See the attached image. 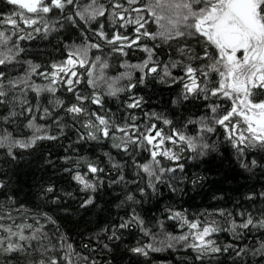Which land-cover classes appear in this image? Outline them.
I'll return each mask as SVG.
<instances>
[{"label":"snow or ice","instance_id":"1","mask_svg":"<svg viewBox=\"0 0 264 264\" xmlns=\"http://www.w3.org/2000/svg\"><path fill=\"white\" fill-rule=\"evenodd\" d=\"M5 6L11 10L0 11V149L15 160L16 149L67 139L65 129L74 130L72 155L63 157L60 168L69 188L84 193L76 211L100 207L99 190L106 186L121 187L123 196L116 197L123 215L107 218L95 233L101 252L111 251L110 244L118 247L125 233H138L129 249L136 256L181 244L200 261L231 253L233 264H264V206L255 213L219 205L189 213L166 205L159 217L144 208L163 195L162 187L182 191L178 183L188 179L182 174L189 159L228 158L234 150L237 160L247 161L240 165L245 170L264 169V0H5ZM61 31L75 34L61 37L62 59L21 61L29 54L25 41ZM136 51L138 62L130 63ZM113 59L124 71L109 76ZM16 64L27 66L23 75L9 70ZM148 83L175 86L170 103L187 114L174 120L144 111V96L135 93ZM110 99L117 102L115 111ZM90 142L109 151L93 159L84 154ZM249 155H259V163ZM204 179L193 178V187ZM7 189L0 180L3 194ZM42 191L45 204L65 211L64 199L74 198L51 180ZM257 195L264 203V191L245 199L255 203ZM15 202L8 196L6 207ZM13 211L21 221L28 215L23 205ZM13 211H0V254L6 261L23 255L26 264H97L90 259L95 249L83 256L65 244L58 218L37 212L33 223L17 224ZM73 214L62 219L71 225ZM166 221L186 231L173 235ZM46 224L59 233L56 243ZM223 231L234 240L254 232L261 239L258 246L239 247L214 238Z\"/></svg>","mask_w":264,"mask_h":264},{"label":"trees","instance_id":"2","mask_svg":"<svg viewBox=\"0 0 264 264\" xmlns=\"http://www.w3.org/2000/svg\"><path fill=\"white\" fill-rule=\"evenodd\" d=\"M10 10L11 6L6 7L5 0H0V11L7 12ZM70 34L75 38V34L69 31H61L59 35L53 33L48 37L35 36L34 34V40L24 42L29 54L27 56L22 55L21 61L33 60L36 63L43 64L59 61L63 58L61 55V37ZM129 35H131L130 32ZM68 42L67 39L63 40V43ZM139 55L138 51L135 52V55L130 54L129 62H138ZM110 64L111 67L106 70L107 75H117L116 69L119 68V62L113 59ZM26 67V65L16 64L14 69L9 70L14 75H23ZM119 70L124 71L123 68H119ZM34 79L39 82L38 78L34 77ZM138 89L139 91L135 94L144 96L146 101L144 111L164 113L174 120H180L187 114L183 107H177L170 103L175 98L177 91L175 86L169 90L167 85L148 83L147 86L138 85ZM29 99H31V96H29ZM121 99L125 98L122 96ZM116 105V101L109 100L108 106L112 107L114 111ZM137 114L140 113L137 112ZM65 132L67 139L61 137L57 141H39L33 149H16L17 158L15 160L7 157L4 150L0 149V180L8 184L7 195L3 194L4 190H0V211H13L23 205L28 215L21 221L18 214L13 211L17 224L21 222L33 223L31 216H34L37 212H48L54 218H58L57 223L61 225L60 232L64 233L66 237L65 244H72L76 251L83 256H89L90 251L95 249L90 259L96 260L97 264H233L231 253L217 255L211 260L205 258L200 261L195 258L196 254L190 248L181 244L176 245L174 248H165L163 251L150 252L147 258L136 256L129 249L135 246V241L140 238L138 233L134 235L125 233L123 242H118V247L110 244L111 251L101 252V246L96 243L98 237L95 236V233L100 230L101 224L107 218L114 219L117 214L123 215V211L116 207V204L119 203L116 197L123 198L121 187L106 186L100 189L97 201L100 207L89 212L82 209L77 212L76 209L84 193L77 192L75 187L69 188L67 175L60 168V165L64 163L63 157L72 155L73 149L69 148V145H72L73 140L76 138L74 130L65 129ZM90 144L92 145L90 150H87L89 145L84 146L86 149L84 154L93 159H100L103 157L104 152L109 151L108 147H96L95 142H90ZM66 149H68L67 152ZM221 152H223V148H221ZM112 153L115 156L116 150L112 149ZM213 155H216L215 160H212L211 157H204L203 160L196 161L189 159L185 164V172L182 174L188 179L178 183V188L182 191L178 190L176 193H172L167 187H162L163 195L144 205L146 210H150L149 214L159 217L166 205H172L176 210L187 209L189 213L201 212L205 209L212 212L218 205L228 209L235 208L237 211L247 209L255 213L257 209L264 206L258 195L255 203L245 199L248 195H255L264 191V169L257 167L252 171L245 170L240 165L242 162L247 161L237 160L234 150L228 158L221 157L218 154ZM252 158H256L259 163V155L255 157L248 156V160ZM48 161H52V163L49 164ZM197 176L205 177V179L198 181L197 185L193 187L191 181ZM50 180L55 183L58 191L65 189L74 193V198L66 197L62 202V205L67 206L66 211L63 206L58 208L55 204H45L42 189L48 187ZM71 183L74 185L75 182ZM218 189H223V191H218ZM250 189L254 191H249ZM8 196H12L16 201L11 207H6ZM216 196H224V202H218L214 198ZM69 214H73L71 225L62 219ZM215 218L219 219V217ZM9 223L11 222L9 221ZM40 223H45V221L41 220ZM172 225H175V227H172ZM221 225L227 227L223 222H221ZM166 229L173 235H179L186 231V229H181L179 222L176 221H166ZM45 231L52 237L53 243H56V237L59 233L55 231L54 226L46 224ZM214 238L223 243H234L239 247H244L253 244L258 246V240L261 239V236L259 232H254L249 233L246 238L242 237L234 240L231 233L223 231L217 233ZM159 239H163V237H159ZM84 245H88L87 249L83 247ZM57 250H59L58 246ZM61 256H63V252H61ZM73 259H76L75 256ZM0 264H26V261L23 255H18L6 261V258L0 254Z\"/></svg>","mask_w":264,"mask_h":264}]
</instances>
